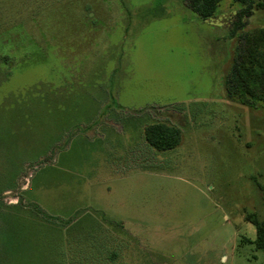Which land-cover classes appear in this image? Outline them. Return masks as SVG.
<instances>
[{
  "label": "rangeland",
  "instance_id": "1",
  "mask_svg": "<svg viewBox=\"0 0 264 264\" xmlns=\"http://www.w3.org/2000/svg\"><path fill=\"white\" fill-rule=\"evenodd\" d=\"M242 8L0 0V264H264L247 242L264 104L227 84L264 0L243 26ZM155 122L181 130L176 149L146 143Z\"/></svg>",
  "mask_w": 264,
  "mask_h": 264
},
{
  "label": "trees",
  "instance_id": "2",
  "mask_svg": "<svg viewBox=\"0 0 264 264\" xmlns=\"http://www.w3.org/2000/svg\"><path fill=\"white\" fill-rule=\"evenodd\" d=\"M234 1L241 3L243 6L238 13V20L242 23L245 17L252 15V3L255 0ZM185 2L189 9L202 20L213 18L220 6V0H185ZM240 25L243 26V23ZM244 42L245 49L238 54L227 79L228 91L234 95L243 96L245 104L251 101L250 98L264 104V29L246 38ZM181 137L182 133L178 127L161 122L148 124L144 129L146 143L158 152L176 149L181 143ZM262 191L264 192V187H262ZM106 235L113 236L109 234V231ZM247 242L254 245L258 250H264V222L256 224V239ZM118 244L123 246L122 242ZM123 249L124 247H121L119 250ZM123 252L119 251L117 253L112 249L107 260L109 261L111 258L113 264L119 262L117 259L124 262L126 260L122 257Z\"/></svg>",
  "mask_w": 264,
  "mask_h": 264
},
{
  "label": "crops",
  "instance_id": "3",
  "mask_svg": "<svg viewBox=\"0 0 264 264\" xmlns=\"http://www.w3.org/2000/svg\"><path fill=\"white\" fill-rule=\"evenodd\" d=\"M3 192H7V190H6V191H3ZM114 236H115V235H114ZM122 257H123L125 260H127V256H126V253H125V252L122 253Z\"/></svg>",
  "mask_w": 264,
  "mask_h": 264
}]
</instances>
